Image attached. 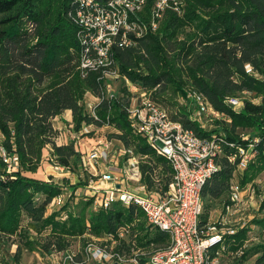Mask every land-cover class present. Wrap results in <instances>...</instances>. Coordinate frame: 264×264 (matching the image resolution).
<instances>
[{
	"label": "trees",
	"instance_id": "1",
	"mask_svg": "<svg viewBox=\"0 0 264 264\" xmlns=\"http://www.w3.org/2000/svg\"><path fill=\"white\" fill-rule=\"evenodd\" d=\"M98 1L106 5L112 0ZM156 1L146 0L132 21L149 25ZM78 7L76 0H0V149L17 158L8 171L0 156V250L4 240L19 234L28 252L51 255L69 250L73 240L84 239L85 245L87 235L116 236L122 228L128 230L123 246L128 242L129 247L149 250L168 241L167 234L147 224L136 204L114 203L94 210L95 195H91L83 196L77 211L73 207L75 189L85 187L92 176L81 169V153L74 141L56 142L59 132L52 122L67 110L74 135L86 127L114 129L107 139L119 141L127 153L139 157L141 183L148 190L165 191L172 181L170 161L132 127L128 109L133 93L125 82L163 110L170 108V116L165 112L171 121L220 145L219 170L202 189L200 227L210 221L212 206L207 200L225 197L223 210L230 204L232 181L240 188H256L255 181L264 175V0L170 1L155 29L149 27L139 37L126 32L127 45L119 33L111 46L112 64L96 70L80 69L85 45L84 31L75 21ZM113 72L118 78L107 79L106 74ZM119 80L122 87L108 93L105 85ZM190 91L201 94L219 115L211 121L212 129H202L192 119L186 102ZM243 94L250 99H242ZM87 95L98 99L91 110L85 103ZM231 98L242 101L238 111L226 104ZM247 132L249 136L243 138ZM249 144L251 159L238 172V149H248ZM44 151L50 166L72 174L81 170L76 173L77 183L35 178ZM128 158L127 154L124 160ZM64 187L71 195L47 214L52 201L64 195ZM259 211H264V199ZM24 216L29 223L22 231ZM252 227L263 236L264 215L223 236L222 263L264 264V238L251 241ZM239 251L234 259L228 256Z\"/></svg>",
	"mask_w": 264,
	"mask_h": 264
},
{
	"label": "built area",
	"instance_id": "2",
	"mask_svg": "<svg viewBox=\"0 0 264 264\" xmlns=\"http://www.w3.org/2000/svg\"><path fill=\"white\" fill-rule=\"evenodd\" d=\"M145 1L112 0L106 5H101L98 0H76L79 7L75 13V21L84 31L85 45V56L81 60L80 69L96 70L109 67L112 64L111 46L119 33L123 34V44L127 45L129 43L125 40L126 32H132L139 37L149 27L155 29L156 20L161 18L165 8L169 7V2L174 0H157L149 25L132 21L133 16L143 9ZM174 5L177 10V3L174 2ZM106 78L117 79L118 76L113 72L112 75L106 74ZM105 88L108 93L112 92L108 83ZM128 90L133 93L128 109L132 127L147 139L149 146L158 155L170 161L174 171L172 181L165 191L160 187L148 190L141 183L138 163H132L128 168L120 170L119 177L103 170H100L98 177L91 174L92 177L85 186L89 195L85 196L95 195L94 210L107 209L114 203L125 207L130 204L138 205L145 214L147 224L167 234L168 241L149 250L129 247L128 242L123 246L121 241L127 238L128 230L122 228L116 236L85 238L83 250L77 255L68 254V250L54 254L63 257L64 264H228L222 263L223 236L235 234L243 227L231 226L230 217L240 204L241 194L253 192V186L240 188L236 181H232L230 204L224 207L216 222L209 221L204 228L200 227L203 210L202 189L219 170L216 158L221 153L220 145L212 140L197 137L180 123L171 121L165 110L133 85ZM92 98L95 101L91 105L86 104L89 110L98 102L97 98ZM187 98L194 121L197 122L206 116L210 126L213 119H219V115L201 94L190 91L187 92ZM226 104L235 111L242 107V101L239 99H228ZM104 149H95L87 157L81 155L83 165L86 166L90 160L101 158ZM252 149L251 144L248 149H238V172L245 169L251 159ZM0 156L10 171L17 158L7 157L2 149ZM233 160L230 159L231 162ZM98 184L105 186L101 193L100 189L95 187ZM64 201V196H59L50 205L55 203L61 206ZM241 253L239 251L228 256L234 259Z\"/></svg>",
	"mask_w": 264,
	"mask_h": 264
},
{
	"label": "rangeland",
	"instance_id": "3",
	"mask_svg": "<svg viewBox=\"0 0 264 264\" xmlns=\"http://www.w3.org/2000/svg\"><path fill=\"white\" fill-rule=\"evenodd\" d=\"M122 81L119 80L115 83H110L109 86L111 88L112 92H116L122 87ZM125 85L128 87V89H131L132 84L126 83ZM132 91H134L132 89ZM111 92V93H112ZM243 99H250V96L247 94H243L241 96ZM95 100L92 98V96L87 95L85 97V103L88 105H91ZM186 102L189 103V101L186 100ZM254 103H257L258 100H253ZM181 104H184L183 101H180ZM168 115L171 114V109H165ZM64 121V120H63ZM197 124L199 127L205 130L212 129L211 126L208 124L207 117L200 118V120L197 121ZM57 126V122H56ZM61 134L62 136L59 138V140L67 141L70 138L67 133V128H62L61 125ZM88 133H91L92 136H87ZM115 133L113 129L104 128V129H94L92 127H86L82 130L80 134H76L73 137V141H75L76 147L83 155L84 157H87L88 155H91V153L94 152L95 149H104L103 156L96 160H90L87 162L86 166L81 164V169H86L87 174L93 175V177H98L100 175V170L103 171H110L114 174V176L119 177L120 170L123 168H128L129 165H132V163H138L141 161L139 157H135L132 155V153H127V151L124 149L123 145L121 143L117 144L115 139L108 140L107 135ZM84 134V136H82ZM249 136V132L245 133L243 135V138H247ZM1 135H0V141H1ZM59 141V142H60ZM129 155V158L127 160H124V157L126 155ZM47 151H44L43 155V161L41 163L40 169L35 174V178L41 179V180H48L50 177H52L55 181L61 182L62 184L66 185L64 181H67L69 184L73 185L77 183L78 176L77 172L81 174V170L77 171L76 173L66 172L65 170H61L60 168H55L53 166H50L48 163L47 158ZM89 175V176H90ZM124 178H119V180H123ZM62 185V186H64ZM256 188H254V191L249 193L245 192L241 194L240 204L236 211H234L233 215L230 217V224L231 226H244L249 221L253 219L254 216L261 214L264 215V211L260 213L259 207L261 204V201L264 199V175H261L256 181H255ZM95 187L97 189H100L101 193L103 189H105L104 185L98 184ZM108 187V186H107ZM254 187V186H253ZM83 188H76L75 192L73 194V207L74 210L77 211L79 206V203L82 201L83 196L89 195L88 189ZM64 191V199L68 198L71 195L70 190L67 189V187L63 188ZM85 193V194H84ZM225 197L217 199V200H207L206 204L211 205V211H210V218L209 220L211 222H216L219 219V214L222 211L221 204L223 203V200ZM77 207V208H76ZM60 208L59 205H56L55 203L53 205H49L47 208L46 213L50 214L53 211H56ZM29 221L27 217H23L22 220V231H24L27 228ZM252 231L249 234V239L251 241H254L259 238H264V232L262 233L263 236L260 235V232L256 228H251ZM21 231V232H22ZM23 233V232H22ZM31 237H36V239H41L40 236H37L34 232H30ZM47 233H43V236ZM97 237V236H96ZM95 236L87 235L86 239L90 238H96ZM254 239V240H253ZM84 239H76L73 240L72 246L68 250V254H75L81 253L83 250V244ZM18 248L20 250L19 254V260L16 263L14 261L15 255L17 253ZM0 264H64L63 263V257L57 256L56 254L47 255L46 253L42 252H28L26 249L23 248V242L20 238V235L13 236L7 240H4L1 250H0ZM67 264V263H66ZM249 264H252V261L249 262Z\"/></svg>",
	"mask_w": 264,
	"mask_h": 264
},
{
	"label": "crops",
	"instance_id": "4",
	"mask_svg": "<svg viewBox=\"0 0 264 264\" xmlns=\"http://www.w3.org/2000/svg\"><path fill=\"white\" fill-rule=\"evenodd\" d=\"M63 120L65 121V123L63 122ZM56 122H57V126H56ZM53 127H54V129H56L58 132H59V136H58V138H57V140H56V142H57V144H62V143H66V142H69V139L67 140V141H65V140H59V138L62 136V134H61V125H62V128H67L68 130H67V133L69 134L68 136H70V138L72 139V140H70V141H73L74 139H73V137H74V134L72 133V131H71V126H70V123H71V111H65L61 116H59V117H56L54 120H53ZM67 123V124H66ZM104 128H109V129H112V128H110V127H104ZM104 128H102V129H104ZM97 130H99V129H97ZM113 131L115 132V130L113 129ZM60 141V142H59ZM75 142V141H74ZM116 143L117 144H119L120 142L119 141H117L116 140ZM35 176V175H34Z\"/></svg>",
	"mask_w": 264,
	"mask_h": 264
}]
</instances>
